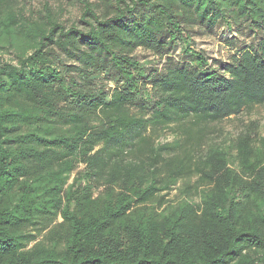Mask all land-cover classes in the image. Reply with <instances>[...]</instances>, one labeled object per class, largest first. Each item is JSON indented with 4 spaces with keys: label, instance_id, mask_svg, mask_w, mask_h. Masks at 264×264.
<instances>
[{
    "label": "trees",
    "instance_id": "1",
    "mask_svg": "<svg viewBox=\"0 0 264 264\" xmlns=\"http://www.w3.org/2000/svg\"><path fill=\"white\" fill-rule=\"evenodd\" d=\"M76 1L0 0V264H264V137L206 140L264 106V0ZM220 26L251 42L209 63Z\"/></svg>",
    "mask_w": 264,
    "mask_h": 264
},
{
    "label": "rangeland",
    "instance_id": "2",
    "mask_svg": "<svg viewBox=\"0 0 264 264\" xmlns=\"http://www.w3.org/2000/svg\"><path fill=\"white\" fill-rule=\"evenodd\" d=\"M89 1L95 2L96 0ZM15 2L17 3L16 10L18 9L19 14L23 13L24 16L41 19L43 14V16L46 15L44 12L46 7L52 13L53 18L57 19L61 25L65 27L77 25L80 29H84L83 25L79 23L82 7L76 0H15ZM192 32L193 42L195 43L194 49L202 52L209 60V63H224L228 61L236 49L247 46L252 38V35L246 30H239L235 27L227 29L226 26L218 27L210 35H201L196 29ZM174 56L180 58L178 52ZM136 57L140 61L145 59L152 60V56L142 50L136 52ZM0 59L11 61L13 60V55L4 52ZM251 124H255L258 134L264 137V106L246 108L237 116H232L221 123L210 125L206 131V140L227 147ZM173 140L174 135L168 130L160 135L159 139L160 142L165 143H171ZM180 187L181 184H178L167 198L173 200L177 195V188Z\"/></svg>",
    "mask_w": 264,
    "mask_h": 264
}]
</instances>
